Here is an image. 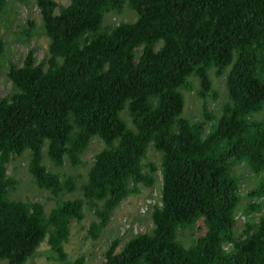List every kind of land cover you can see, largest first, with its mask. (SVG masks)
<instances>
[{
  "label": "trees",
  "instance_id": "1",
  "mask_svg": "<svg viewBox=\"0 0 264 264\" xmlns=\"http://www.w3.org/2000/svg\"><path fill=\"white\" fill-rule=\"evenodd\" d=\"M35 3L39 28L29 18L20 40L41 31L47 49L40 60L30 47L21 65L9 62L11 90L0 98V260L37 264L46 241L51 264H96L86 252L70 258L73 221L88 205L95 218L85 237L99 240L114 210L159 171L151 229L120 247L114 237L98 264H264V0ZM125 6L133 20L106 22ZM5 47L0 33V56ZM186 92L201 100L195 118L184 113ZM94 140L101 145L85 162ZM150 146L158 162L146 159ZM14 157L51 191L49 213L9 197ZM67 163L84 174L62 170ZM241 164L252 176L245 196ZM78 187L81 196L65 197Z\"/></svg>",
  "mask_w": 264,
  "mask_h": 264
},
{
  "label": "rangeland",
  "instance_id": "2",
  "mask_svg": "<svg viewBox=\"0 0 264 264\" xmlns=\"http://www.w3.org/2000/svg\"><path fill=\"white\" fill-rule=\"evenodd\" d=\"M57 1L62 4H67L69 0ZM7 7L8 11L5 12L6 14L3 15L0 20V33L6 42L5 50L0 56V98L11 90V82L7 76L9 62L12 61L17 65H21L30 47H34L36 49L35 54L37 59H42L44 52L47 49L49 40L47 35L41 31L40 33L38 32L31 36L28 41L22 42L20 40V30L23 29V27H27V21L29 18L36 20L37 28H39V24L41 23L42 19L40 10L36 5L35 0H27L23 2L18 0H9ZM107 18L106 22L108 23L117 21L118 18L133 20L135 18V14L130 8L125 6L120 15H118L117 12L112 11L107 14ZM214 79L215 83H221V81L217 80L219 78L214 77ZM219 88L223 92L221 84H219ZM184 98L185 115L192 118L199 116L202 112L201 100L195 96L194 92H186L184 94ZM220 103L221 102L214 103L213 105H219ZM262 112L264 113V109ZM262 112L257 116L261 117L263 115ZM100 145V142L94 140L90 149L83 157V160L85 162H89L95 153L96 148L100 147ZM159 155V152L153 148V146H150L146 159H148V161L158 162ZM46 161L49 160L46 156H44V162L47 166L51 165V167L59 168L51 161L48 163ZM235 169L238 173L245 176V179L241 184V194L245 196L247 189H249L252 183L251 173L245 164H241ZM62 170L74 172L76 175L80 176V173L84 174L85 167L82 165L72 166L67 163L62 167ZM7 173L18 179V183L15 187L9 189L10 198H13L14 200L32 199L34 201H39L44 203L45 209L48 213L51 211L56 202L51 196V191L38 185L33 174L29 171L27 164L24 163L23 158H12V160L7 164ZM156 176L157 178L154 184L143 187L139 192H132L122 201L121 205L114 210L110 223L103 228L102 235L99 240H91L90 237H85L86 229L88 228L91 220L95 218L93 211L88 208V205H85L84 218L79 222L76 220L73 221L69 239L65 243V248L69 252L70 258H74L83 252H86L87 261L89 263L98 264L103 259V255L101 253L103 251V247L106 248L109 246L110 241L114 237H120V247L124 244L130 234L150 230L152 226L149 215L151 206L158 202L160 195L159 189L161 185V174L159 171L156 172ZM79 178L81 179V177ZM81 194L82 192L80 191V187H78L75 191L66 193L65 197L81 196ZM247 201V197L243 198L241 206H244ZM239 212L235 224L237 233L241 231V227L245 221V216L240 215ZM256 215L258 216L259 213ZM81 224H84L85 226H82L83 228H81ZM188 234L189 231H185V234L180 236L183 241L188 242ZM47 248L48 245L46 241H43L39 247V253L35 258H33L35 263L51 264V261L47 258ZM30 261L26 264H30ZM5 262L2 259L0 260V264H5Z\"/></svg>",
  "mask_w": 264,
  "mask_h": 264
},
{
  "label": "clouds",
  "instance_id": "3",
  "mask_svg": "<svg viewBox=\"0 0 264 264\" xmlns=\"http://www.w3.org/2000/svg\"><path fill=\"white\" fill-rule=\"evenodd\" d=\"M154 205V204H153Z\"/></svg>",
  "mask_w": 264,
  "mask_h": 264
}]
</instances>
